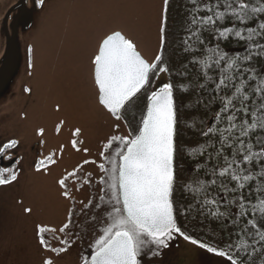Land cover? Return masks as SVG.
<instances>
[{"label":"rangeland","instance_id":"374dc122","mask_svg":"<svg viewBox=\"0 0 264 264\" xmlns=\"http://www.w3.org/2000/svg\"><path fill=\"white\" fill-rule=\"evenodd\" d=\"M47 3V16L39 17L31 33L21 37L19 72L14 86L5 94L7 100L2 101L0 126L9 131L7 137L16 133L26 137L33 130L35 134L42 130L37 135L39 138L45 136L46 127L49 142L56 140L67 146L71 137L77 140L73 133L79 129L76 135L79 150L73 147L55 150L57 156L47 168V176L18 177L12 185H0V224L34 217L37 222L59 227L66 221L65 216L70 215L68 199L59 180L81 166L77 173V191L73 185L70 187L81 219L68 231L82 235L83 241L75 256H85L103 235L113 206L108 202L111 181L105 170L112 168L108 158L115 147L105 149L104 145L112 136L136 133L149 94L164 84L162 77L150 81L126 103L120 113L130 112L131 121L123 115L113 119L98 102L93 59L102 39L113 31H120L132 40L143 58L154 61L161 46L165 0H49ZM7 7L8 2L0 1V15ZM51 133L59 139L52 138ZM86 160L89 163L84 164ZM101 164L103 170L99 167ZM25 207L30 209V215H26ZM26 223L29 231L20 227L3 230L13 234L9 243L20 254L28 250L27 245L33 238L30 231L35 230L31 220ZM167 244L161 247V264H230L226 257L192 244L179 233H173ZM138 260L140 264L151 263L148 254L144 259L138 256Z\"/></svg>","mask_w":264,"mask_h":264},{"label":"trees","instance_id":"16d2710c","mask_svg":"<svg viewBox=\"0 0 264 264\" xmlns=\"http://www.w3.org/2000/svg\"><path fill=\"white\" fill-rule=\"evenodd\" d=\"M245 3L249 6L250 18L241 22L226 11L229 4L237 6L236 0H196V3L192 0H168L164 4L160 26L164 29L158 54L162 59L157 62L167 71L160 73L157 69L158 74L151 75L150 81L162 77L164 84L173 85L175 133L189 137L191 141L185 139L182 143L187 147L195 145L199 151L209 155L211 163L209 188L206 177L191 170L202 160L185 163L187 173L193 175L195 191L194 196L185 192L179 197L178 210L175 211L177 226L201 243L228 251L240 264H264V240L258 234H264V215L253 210L259 201L264 200V155L260 154L264 152V128L249 129L247 136L241 135L242 121L252 123L253 113L256 117L264 114V108H261L264 90L256 91L264 80V29L259 27L264 22V12L253 14L250 11L264 5V0H245ZM196 8L200 10L194 12ZM216 11L224 12L225 18L203 25L191 23L194 16L213 15ZM224 28L232 30L226 38L218 33ZM249 28L260 35H255L252 40L234 35L235 31H240L247 37ZM217 51L225 56L218 65L215 63ZM245 56H251V59H244ZM229 58H236V65L231 68L226 67ZM222 78H225L224 84H220ZM237 87H241L242 92H236ZM242 93L247 94V100L243 99ZM229 97L232 105L227 111H221ZM122 115L130 121V112ZM230 115L236 117L233 123L237 127L228 132L230 122L227 117ZM209 128L216 131L209 132ZM221 129L225 130L223 134ZM249 144L257 155L245 162L243 156L247 154ZM229 163L232 167L221 176V170ZM233 173L253 178L242 180L244 187L237 188ZM241 203L244 204L243 210ZM241 211L243 215H240ZM249 220L255 221V227L248 223ZM162 249L149 245L142 250L140 257L144 259L148 254L151 263L146 264H161ZM153 251L159 254L154 255Z\"/></svg>","mask_w":264,"mask_h":264},{"label":"snow or ice","instance_id":"6c2138e0","mask_svg":"<svg viewBox=\"0 0 264 264\" xmlns=\"http://www.w3.org/2000/svg\"><path fill=\"white\" fill-rule=\"evenodd\" d=\"M196 3V0H192ZM44 0H37L38 5H43ZM168 0H165V4ZM236 7L231 4L227 5L226 11L235 16L241 22L249 19V6L245 0H236ZM200 9H193L198 12ZM211 9H209L210 11ZM251 13L264 12V5L259 8H251ZM215 18V19H214ZM225 13L216 11L213 15L192 18L191 23L209 24L216 20H223ZM260 29H264V22L259 24ZM164 29L161 28L163 33ZM231 29L224 28L218 30L219 36L227 37ZM248 36H242L240 31H235L234 35L241 39L252 40L255 35H260L255 29H247ZM196 35V33H193ZM163 43V38H162ZM161 55H156L155 60L149 62L141 56L137 51L132 40L126 38L120 31H113L106 35L99 44L98 52L94 56V75L95 84L99 90V103L102 104L113 116L120 119V111L133 97L136 96L150 82V76L167 71L166 68L160 67L157 62L161 61ZM225 59L224 54L217 51L215 63L218 65ZM244 59H251V56H245ZM236 65V58H229L226 65L231 68ZM205 67L209 65L205 64ZM225 83V78L220 80V84ZM219 86V85H218ZM173 85L165 83L156 91L148 96V104L146 113L142 116L141 125L136 134L129 136H112L104 145L105 149H113L115 151L108 158L112 164L110 170H105L109 175L111 183L108 187L111 189V199L115 201L112 210L109 213L110 222L103 230L101 235L93 245V251L90 257V264H140L138 256L142 250L149 245H155L156 248L167 247V241L172 238L173 233H179L185 240H189L192 244H198L201 248H206L208 252L215 253L221 257H227L230 264H240L228 251L211 247L201 243L192 237L186 235L177 226L173 214V203L171 194L173 190L175 172H174V125L175 112L173 102ZM264 90V80L261 81V87L257 88V92ZM236 92H242L241 87L236 88ZM243 99L247 100V94L242 93ZM232 105V98L229 97L225 101L224 108L221 111H227ZM264 108V104L261 105ZM244 111L247 108L244 107ZM253 122L248 123L242 121L241 135L247 136L249 129L256 127L264 128V114L259 117L253 113ZM219 118V113H217ZM230 127L227 129L231 132L237 125L233 123L236 117L230 115L227 117ZM117 127H119L117 125ZM59 130V129H57ZM42 131V130H41ZM79 129L73 133L74 136L79 134ZM209 132L216 131L209 128ZM221 133L225 131L220 130ZM17 141L12 140L8 145L0 146V152L7 148L15 147ZM78 141L73 140V148H77ZM77 150H79L77 148ZM87 151V149H85ZM264 155V152L260 153ZM100 155L103 157L105 153L102 151ZM256 153L251 151V145H248V152L243 156L245 162L251 161ZM48 162L54 163L52 156L46 158ZM89 161H84V164ZM234 163V162H233ZM45 161H38V169L44 166ZM81 166H77L72 172L59 180V184L63 188H67L66 181L72 177H77V173ZM102 170L104 165L99 166ZM232 164L223 168L220 175L228 173ZM0 170V185L10 183L17 177L12 171L8 178L5 179L3 172ZM78 178V177H77ZM253 177L251 175L240 176L233 173L232 179L236 181L237 188H243L244 183L241 181H249ZM87 182V180H86ZM103 181V178L101 180ZM212 183H215L214 181ZM103 191V189H101ZM64 196H69L68 191L63 192ZM243 200V197L240 198ZM215 203V201H206V203ZM240 208L244 209V204H240ZM254 211L258 210L264 215V200L259 201ZM244 212L241 211L240 215ZM249 224L255 227V221L249 220ZM68 228L65 223L60 229L64 232ZM39 232L55 231L44 226H38ZM261 240H264V234L258 233ZM41 244H45L43 238ZM64 243V241H62ZM244 241H241L243 244ZM240 245H237L239 247ZM54 252L66 251L65 248L51 249ZM153 254H159L153 251ZM44 264H53L50 259H45ZM83 264H89L88 260H83Z\"/></svg>","mask_w":264,"mask_h":264},{"label":"flooded vegetation","instance_id":"af4514ba","mask_svg":"<svg viewBox=\"0 0 264 264\" xmlns=\"http://www.w3.org/2000/svg\"><path fill=\"white\" fill-rule=\"evenodd\" d=\"M0 1L8 2V7L4 10L3 14L0 15V107H2V101L7 100L5 99V94L10 92L9 88L14 86L15 77L19 72V65L21 63L20 49L23 47V40H21V37L31 33V29L35 26L39 17L47 16L45 13L47 8L46 3L49 0H44L43 5H38L37 0ZM106 113L110 116L108 112ZM119 115L121 116V113H119ZM134 126L135 125L132 124L133 129ZM40 131L41 130L35 134L33 130L26 137H22L18 133L7 137L9 131L6 127L0 126V146L8 145V143L12 140L17 141L15 147H10L5 151L0 152V170H5L3 172L5 179L8 178L12 171L15 172L17 178L24 176L35 177L40 174H46L47 176V172L49 170L47 168L52 162H48L46 158L51 155L52 159H54L57 156L55 154V150L73 147L72 141L74 138L72 137L71 143L67 146L65 143L57 142L56 140L49 142L46 138V127H44L45 136L39 138L37 135ZM51 137L59 139L58 137H55L54 133H51ZM75 138L79 141L77 136H75ZM196 138L199 139V136H196ZM185 139L191 141L189 137L179 136L178 133L176 135L174 128L175 178L170 197L173 203L174 219L175 211L178 210L177 204L179 197H182V194L185 192L189 193L190 196H194L195 191L193 179H191L193 175L191 176V173H187L185 163L190 161L193 162L194 160L199 162L202 160L201 164L198 166L191 167V170L193 171L192 173L198 172L197 174L200 173L201 175H204L207 180L206 185L208 188L211 186L209 181L212 179L210 172L211 163H209L210 161L208 160L209 155L199 151L195 145L187 147L182 143ZM42 160L45 161V164L38 169L37 162ZM73 170L74 169H72V171ZM66 175L67 174H65L64 177ZM77 177H72L66 181L67 188H64V191L69 192V196H65V199L66 201L68 199L70 215L68 216L67 214L65 216L66 221L59 227L54 228L50 227L48 224L37 222L34 217H26V220L22 217L13 222H5L3 225L0 224V264H44L45 259L52 260L53 264H69L70 261H75V264H83V260L86 259L90 264V256L93 249L88 255L75 256L79 252L78 246L82 243L83 238L81 234L68 231L70 226L76 224L77 219H81V214L76 213V209L78 211V207H76V199L70 191L71 185H73V189L77 191L79 182L78 174ZM17 178L15 180H17ZM15 180L3 185H12ZM108 202L111 205L112 203L113 205L115 204V201L112 199ZM24 211L26 215H30V209L28 207H25ZM73 211L76 215L73 214ZM29 220H31V222L35 225V230L30 231L33 238L31 240V244L27 245L28 250H23L20 254L19 250L16 249L13 244L9 243L10 238H13V234L3 230H18L19 227L21 230H28L26 227V221ZM65 223L68 224V228L64 232H60L59 229ZM38 226L55 229V231H45L41 233L38 230ZM41 238L44 239L45 244L40 243ZM62 241H64V243H62ZM53 248H65L66 251L54 252L51 250ZM68 257H71L69 261L67 260Z\"/></svg>","mask_w":264,"mask_h":264},{"label":"water","instance_id":"95a60500","mask_svg":"<svg viewBox=\"0 0 264 264\" xmlns=\"http://www.w3.org/2000/svg\"><path fill=\"white\" fill-rule=\"evenodd\" d=\"M95 67V66H94ZM94 67H93V80H94V83H95V75H94ZM96 85V84H95ZM96 88H97V91H98V102H99V90H98V87L96 86ZM147 102V104H148V101H146ZM100 104V103H99ZM147 104H146V108H147ZM100 106L101 107H103L104 108V110L106 111V112H108L109 114H110V116L113 118V119H116L117 120V118L115 117V116H113L102 104H100ZM174 112H175V110H174ZM146 113V110H145V112H144V114ZM141 125V124H140ZM174 128H175V125H174ZM174 214V213H173ZM91 257V256H90Z\"/></svg>","mask_w":264,"mask_h":264}]
</instances>
